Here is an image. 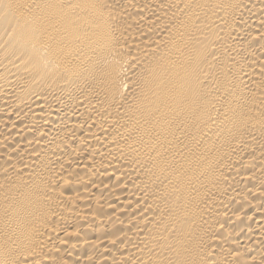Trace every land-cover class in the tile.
Returning <instances> with one entry per match:
<instances>
[{"label":"bare ground","instance_id":"obj_1","mask_svg":"<svg viewBox=\"0 0 264 264\" xmlns=\"http://www.w3.org/2000/svg\"><path fill=\"white\" fill-rule=\"evenodd\" d=\"M0 264H264V0H0Z\"/></svg>","mask_w":264,"mask_h":264}]
</instances>
